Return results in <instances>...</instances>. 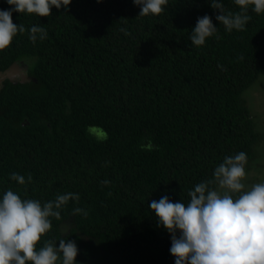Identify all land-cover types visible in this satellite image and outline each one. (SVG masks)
Listing matches in <instances>:
<instances>
[{"label":"trees","instance_id":"1","mask_svg":"<svg viewBox=\"0 0 264 264\" xmlns=\"http://www.w3.org/2000/svg\"><path fill=\"white\" fill-rule=\"evenodd\" d=\"M223 4L239 11L233 0ZM10 7L0 0V9ZM164 7L138 16L133 0H71L48 16L12 13L25 32L0 50V71L18 60L32 78L0 88V191L41 202L79 195L51 218L38 247L67 238L78 264H174L171 234L150 201L167 195L187 203L188 191L239 151L246 172L263 165L246 94L264 74V12L249 5L245 28L228 32L210 0ZM205 14L217 32L193 46L189 34ZM34 24L47 31L35 43L27 31ZM149 141L152 150L142 149ZM12 172L26 183L11 180Z\"/></svg>","mask_w":264,"mask_h":264},{"label":"clouds","instance_id":"2","mask_svg":"<svg viewBox=\"0 0 264 264\" xmlns=\"http://www.w3.org/2000/svg\"><path fill=\"white\" fill-rule=\"evenodd\" d=\"M168 2L133 0L140 7L138 16L158 15ZM6 3L11 7L0 9V50L8 47L18 32H25L23 24L13 23L14 11L48 16L51 6L66 9L71 0H6ZM233 3L239 6L238 12L226 11L223 0H210V6L219 10L215 19L228 32L245 28L251 19L247 14L249 5L256 13L264 12V0H233ZM27 31L33 43L47 37L42 24L31 25ZM216 32L217 26L205 14L197 18L189 39L193 46H203ZM88 131L98 134L99 139L107 137L98 126H89ZM141 148L151 151L153 144L149 141ZM246 164L244 151L225 156L214 168L211 179L188 191L187 203L173 202L167 195L150 201L149 208L154 211L158 226L171 234L169 252L175 258L174 264H264V180L246 185ZM9 178L20 185L26 183L25 176L17 172H12ZM31 180L29 174L27 181ZM70 198L78 200L79 195L67 192L41 202L21 197L12 188L0 191V264H78L75 259L78 247L71 239L60 238L58 245L46 239L37 246L51 229V218H60V210ZM73 213L88 214L80 207L74 208ZM70 226L65 223V233Z\"/></svg>","mask_w":264,"mask_h":264},{"label":"rangeland","instance_id":"3","mask_svg":"<svg viewBox=\"0 0 264 264\" xmlns=\"http://www.w3.org/2000/svg\"><path fill=\"white\" fill-rule=\"evenodd\" d=\"M246 97L251 113L256 118L257 130L262 134L259 143L255 145L257 148L255 161L258 160L259 156V162L263 163V165H256V169L253 168L251 172H246L247 176H245L244 182L250 186L253 183L264 180V74L247 90Z\"/></svg>","mask_w":264,"mask_h":264},{"label":"water","instance_id":"4","mask_svg":"<svg viewBox=\"0 0 264 264\" xmlns=\"http://www.w3.org/2000/svg\"><path fill=\"white\" fill-rule=\"evenodd\" d=\"M32 77L27 73V67L21 61L14 60L6 69L0 71V88L4 80L12 83L27 82ZM34 79V78H33Z\"/></svg>","mask_w":264,"mask_h":264},{"label":"bare ground","instance_id":"5","mask_svg":"<svg viewBox=\"0 0 264 264\" xmlns=\"http://www.w3.org/2000/svg\"><path fill=\"white\" fill-rule=\"evenodd\" d=\"M183 198V197H182Z\"/></svg>","mask_w":264,"mask_h":264}]
</instances>
